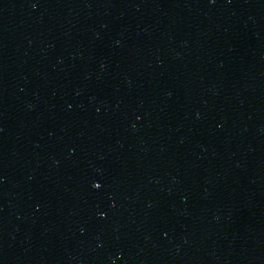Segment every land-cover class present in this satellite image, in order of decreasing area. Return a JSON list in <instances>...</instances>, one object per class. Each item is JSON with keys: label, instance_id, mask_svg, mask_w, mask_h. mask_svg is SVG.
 I'll return each instance as SVG.
<instances>
[{"label": "water", "instance_id": "95a60500", "mask_svg": "<svg viewBox=\"0 0 264 264\" xmlns=\"http://www.w3.org/2000/svg\"><path fill=\"white\" fill-rule=\"evenodd\" d=\"M0 264H264V0H0Z\"/></svg>", "mask_w": 264, "mask_h": 264}, {"label": "snow or ice", "instance_id": "6c2138e0", "mask_svg": "<svg viewBox=\"0 0 264 264\" xmlns=\"http://www.w3.org/2000/svg\"><path fill=\"white\" fill-rule=\"evenodd\" d=\"M94 187H96L97 189H99V188L102 187V185H101L100 183H96V184L94 185Z\"/></svg>", "mask_w": 264, "mask_h": 264}]
</instances>
